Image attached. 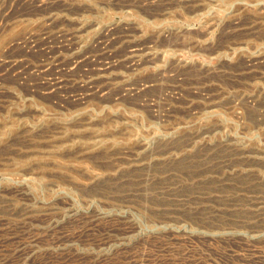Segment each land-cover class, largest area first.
<instances>
[{
  "label": "rangeland",
  "instance_id": "1",
  "mask_svg": "<svg viewBox=\"0 0 264 264\" xmlns=\"http://www.w3.org/2000/svg\"><path fill=\"white\" fill-rule=\"evenodd\" d=\"M0 264H264V0H0Z\"/></svg>",
  "mask_w": 264,
  "mask_h": 264
}]
</instances>
